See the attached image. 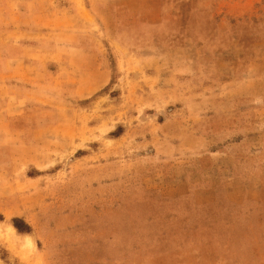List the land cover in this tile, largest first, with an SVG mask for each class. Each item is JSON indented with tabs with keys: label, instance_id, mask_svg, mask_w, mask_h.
<instances>
[{
	"label": "rangeland",
	"instance_id": "374dc122",
	"mask_svg": "<svg viewBox=\"0 0 264 264\" xmlns=\"http://www.w3.org/2000/svg\"><path fill=\"white\" fill-rule=\"evenodd\" d=\"M0 262L264 264V0H0Z\"/></svg>",
	"mask_w": 264,
	"mask_h": 264
},
{
	"label": "crops",
	"instance_id": "0c3cea01",
	"mask_svg": "<svg viewBox=\"0 0 264 264\" xmlns=\"http://www.w3.org/2000/svg\"><path fill=\"white\" fill-rule=\"evenodd\" d=\"M104 27H106L109 30L110 26H108V27L104 26ZM161 30H164V29L162 28ZM144 31H146V30H144ZM231 144L232 143H230V145ZM244 177L245 176L243 174L239 178L236 177L235 175H232L230 177H227L226 179L227 180H229V179L234 180L235 179V180H239L240 182H242L245 180ZM220 180H222V179H220ZM190 181H188V183H186L188 188H189V192H220L218 187H213L214 179L212 176L206 175V176L199 178L198 180H194V182H190ZM221 192H225L224 189Z\"/></svg>",
	"mask_w": 264,
	"mask_h": 264
},
{
	"label": "trees",
	"instance_id": "16d2710c",
	"mask_svg": "<svg viewBox=\"0 0 264 264\" xmlns=\"http://www.w3.org/2000/svg\"><path fill=\"white\" fill-rule=\"evenodd\" d=\"M13 226L20 234H30L32 232L31 227L18 218L13 220Z\"/></svg>",
	"mask_w": 264,
	"mask_h": 264
},
{
	"label": "bare ground",
	"instance_id": "6f19581e",
	"mask_svg": "<svg viewBox=\"0 0 264 264\" xmlns=\"http://www.w3.org/2000/svg\"><path fill=\"white\" fill-rule=\"evenodd\" d=\"M11 229L10 230H12V232H15L16 233V230L14 229V227H10ZM28 238V237H27ZM29 239V238H28ZM0 264H1V262H0Z\"/></svg>",
	"mask_w": 264,
	"mask_h": 264
}]
</instances>
